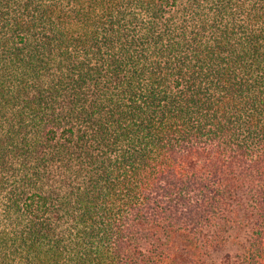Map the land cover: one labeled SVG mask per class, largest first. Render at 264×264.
<instances>
[{"label":"trees","instance_id":"16d2710c","mask_svg":"<svg viewBox=\"0 0 264 264\" xmlns=\"http://www.w3.org/2000/svg\"><path fill=\"white\" fill-rule=\"evenodd\" d=\"M0 264H264V0H0Z\"/></svg>","mask_w":264,"mask_h":264}]
</instances>
